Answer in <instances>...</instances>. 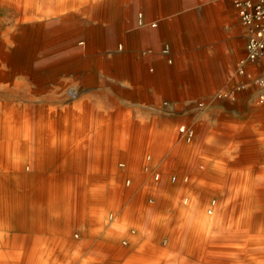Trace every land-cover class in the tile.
Wrapping results in <instances>:
<instances>
[{
	"label": "rangeland",
	"instance_id": "374dc122",
	"mask_svg": "<svg viewBox=\"0 0 264 264\" xmlns=\"http://www.w3.org/2000/svg\"><path fill=\"white\" fill-rule=\"evenodd\" d=\"M175 1L181 3L184 0ZM188 1L185 4L181 3L170 16L193 11L199 17L197 19L199 25L203 24L202 28H205L210 23L205 7L221 0ZM224 1L233 8L238 23L242 26V30L237 34V38L242 43L238 52H235L232 46H225L218 51L214 44L205 42L204 36L182 31L178 36L180 45H175L170 40H161L159 43L157 54L164 61L168 71L165 78L159 75L160 68L154 63L149 64L147 69L134 65L121 69L127 73L139 72L136 80L116 78L97 69L96 78L88 84H85L80 77L69 82L63 76L49 79L42 84V96H53L51 101L41 100L45 103V114L47 115L50 111L51 104L58 106L64 115L66 112L63 109L73 105L74 119L79 122L75 125L77 130L75 144L56 150L61 158L67 155L77 157V152H81L82 148H88L92 144H140L143 149L139 157L145 160V162L129 163L125 157L118 155L121 150H125L115 148L116 154L112 156L113 159L110 162L99 165L97 162L90 161L89 165L83 164L77 168L79 174L92 176L110 175L109 169L112 168L115 171L114 174L118 176L116 181L113 180L114 191L122 195V199H120L118 210L108 209L105 204L104 208H94L89 211L90 213L87 212L92 219L95 218L94 233L87 237L86 245L78 244L74 240L73 245L65 251L64 257L60 258L56 264H75L74 259L82 254L95 259L96 262L93 264H144L141 262L146 257V252L141 247L146 241L151 242V235L163 248L164 257L189 259L192 257L191 253L176 250L178 247L175 244L178 242H172V237L174 238L177 232L184 231L186 216L184 207L189 206L190 200L200 202L202 206L212 204L216 207L218 186L214 187L208 182L218 179L219 174L223 172L224 175L221 176L232 177L240 182L264 178V99L262 102L260 99L264 90L262 66L264 59L260 60L261 63L253 60L246 63V71L250 74L249 79L246 74L239 73L240 59L246 53V27L239 19L233 0ZM139 12L141 11L136 13L135 21L138 26H141L138 24ZM224 29L228 31L229 37H233L230 26ZM119 44L125 47L124 41L120 40L118 46ZM166 48L167 51H163ZM150 49L151 46H146L141 53ZM191 52H194L195 58H190L193 56ZM218 54L228 56L232 54L235 60L231 63L218 62ZM178 62L181 63L179 68ZM196 64L202 67L192 68ZM194 70L198 75L193 74ZM87 71H95V68L92 67ZM147 75L153 76L157 81L151 84L150 81L148 82ZM237 86L241 88L237 89ZM69 88L77 92L76 96L71 95V100L65 95ZM231 89L237 93L235 100L218 98V94L223 95ZM128 100H134L135 105L130 103L128 105ZM96 111L107 114L95 117L93 114ZM162 120L171 123L169 141H164V132L160 124ZM182 122H188L189 127L194 129V135L189 141L179 132L178 126ZM216 132H218V139L214 136ZM115 133L120 136V140L113 139ZM148 154H151L150 160L147 159ZM120 162H124V166H120ZM230 164L232 167L229 166ZM45 170L47 174L55 173V170L48 168ZM60 171H62L60 168L56 170L57 173ZM155 173L158 174V178H155ZM173 175H176L175 180L171 179ZM128 178L132 179L131 184L124 181ZM157 179L159 181L155 182ZM205 180H208V189L204 188ZM176 184H180L181 189H176L174 187ZM244 184L248 183H242L243 186ZM167 188L180 196L172 197L168 207L156 211V207L161 206L164 199L162 195L169 191ZM246 188L244 187L242 192L251 193L252 190L248 191ZM153 191H156V195L159 194L155 201L151 200L152 197H147ZM184 195L187 197L191 195L187 203H182ZM235 198L238 201L241 200V194L235 195ZM225 202L224 209L228 213L232 200L227 198ZM133 204H138L137 209L130 208ZM87 213L82 215H88ZM214 213L215 208L209 214L214 215ZM124 214H130L135 222L125 221ZM72 217L77 218V215ZM98 221L103 223L105 228L116 227L120 233L125 232L127 227L133 226L135 233L132 243L126 245L125 249L122 248V252L116 254L117 256L104 252L101 250L102 246L98 244L104 240L102 236L107 230L105 228L97 230L94 224ZM72 222L75 224L73 232H78L85 227L88 230L86 221ZM149 223L151 226H156L155 232H152L151 228L140 231V228H145ZM6 233V236H10L13 231L8 230ZM137 234L141 235L140 239L137 238ZM72 237L70 239L73 240L74 237ZM209 240L218 243L216 238L210 237ZM40 243V246L35 247L37 248L36 258L42 259L46 247L44 242ZM5 248L0 245V251ZM198 248L200 257H214V251L204 252L205 240L202 236L194 250ZM129 257L138 258L137 263H123V260ZM114 258L118 263L109 262Z\"/></svg>",
	"mask_w": 264,
	"mask_h": 264
},
{
	"label": "crops",
	"instance_id": "0c3cea01",
	"mask_svg": "<svg viewBox=\"0 0 264 264\" xmlns=\"http://www.w3.org/2000/svg\"><path fill=\"white\" fill-rule=\"evenodd\" d=\"M188 2V0L181 1L182 4ZM181 3L175 0H53L54 6L56 8L61 6L62 11L52 22H49L51 24L44 26L45 39L50 37H55V39L54 42L45 44L42 47V52H53L58 55V60H54L55 63L49 66L44 65V63L30 65L22 71L12 67L13 71L7 75L2 73L0 67V100L3 98H21L25 99V102L34 103V108L28 107L26 109L27 115L23 120L27 137L24 134L23 136L28 144H10L9 136L12 131L7 128L0 129L8 134L0 140V181L3 185V188H0V245L4 247L25 246L30 245L31 241L47 244L58 239L61 241L64 232L74 229L75 224L72 222L74 220H84L86 226L94 227L95 218L92 219L87 212L92 211L93 206L104 208L105 201L110 195V183L112 180L116 181L118 176L114 174L115 171L112 168L109 169L110 175L103 176L82 175L78 173L77 168H80L83 164L89 165L90 161L97 162L99 165L110 162L113 159L112 156L116 154L114 152L115 148L125 150H118L120 154H117L125 157L129 163L132 161L145 162L142 157H139V153L143 149L140 144H92L88 148H82L81 152H77V157L67 155L61 158L56 150L59 151V149L75 144L77 137L75 125L79 122L74 119L73 105L63 109L66 112L65 115L60 112L56 105L53 118L48 114L46 115L41 107L45 103H42L41 100L51 101L53 96H42L43 86L41 84L59 76L65 77L69 82H72L76 77H80L85 84H88L96 78L97 69H101L102 72L116 78L124 77L127 80H136L140 74L139 72L127 73L121 71V69L130 65L147 69L149 64L154 63L160 68L159 75L165 78L168 71L164 66V61L157 54L159 43L161 40H170L173 44L180 45L178 36L182 31L204 36L205 42L214 44L218 51L225 46H232L235 52H238L241 48L242 43L237 38V34L242 30V26L238 23L236 14L227 1L221 0L205 7V12L208 13L207 18L210 21L205 28H202L203 24L199 25L197 22L199 17L193 11L173 17L170 16L179 8L178 6ZM137 11H141L139 12L138 21L141 26H138L135 21ZM45 21L47 22V17ZM229 26L233 37H229L228 31L224 29V27ZM128 38L129 40L134 39V41L128 43ZM116 40L118 42L120 40L125 41V47L122 44L118 46ZM146 46H151V49L144 51L142 54L141 50ZM193 54L194 52H191V55ZM68 57H71L72 60L63 61ZM190 58L195 57L193 55ZM234 60L235 56L232 54L229 56L218 54V62L231 63ZM180 64L178 62V68ZM92 67L95 68V71H87ZM201 67V65L196 64L192 68ZM204 67L206 66L204 65ZM246 68L245 65L244 70L239 73L246 74L249 79L250 74L247 73ZM193 74L198 75L195 70ZM147 76L149 77L148 82L150 81L151 84L157 81L153 76ZM88 77H90L89 81ZM240 88L241 86H237V89ZM139 91L142 92L141 89ZM76 94L77 92L72 88L65 92L66 97L69 96L70 100L71 95L76 96ZM262 94H264V90ZM236 95L237 93L231 89L230 92L223 95L218 94V98L235 100ZM129 103L135 105L134 100H128L127 104L129 105ZM0 113L2 112L0 111ZM105 114L107 113L96 111L93 115L100 117L105 116ZM26 119L28 120L26 121ZM182 123H186V126L189 127L188 122ZM160 124L164 132V141L166 139L169 141L170 131L168 130H170L171 123L162 120ZM130 128L132 129V127ZM214 136L218 139V132ZM113 139L120 140V136L115 133ZM121 146L127 148H120ZM150 157L151 154H148L147 159ZM19 162L28 165L24 169H20ZM124 164L119 165L124 166ZM146 166V168L149 167ZM229 166L232 167V164ZM46 168L55 170L54 175L53 172L47 174L45 172ZM59 168L62 171L57 173L56 170H59ZM21 175L24 176L26 181L23 180L22 186H18L15 180L20 178ZM128 179H130L129 182ZM128 179L124 181L131 184L132 179ZM256 180L264 187V178ZM232 182L236 184L248 183L252 180L248 179L240 182L232 178ZM150 193L147 197L150 196ZM52 194H54V198ZM19 198L22 204L20 207L15 205ZM79 200L81 204L84 203V208H77ZM48 203H52L54 206L49 207ZM83 213L88 215H82ZM75 214L77 218L72 217ZM80 216L82 219L79 218ZM101 224L104 225L98 221L94 225L100 226ZM150 228L152 232H155L156 226H151L150 223L145 228H140V231L150 230ZM8 230H12L13 234L6 236ZM87 237L85 229H81L73 240L78 244L86 245ZM150 240L151 242L146 241L144 245L142 243L143 247L141 248L146 252V257L141 263L155 264L159 258H167L164 257L163 248L158 245L156 238L151 235ZM108 244L107 241L103 240L98 245L104 248ZM125 247L126 244L122 248ZM52 260L55 263L57 258L53 257ZM126 261L137 263L138 258L129 257L123 260V262ZM95 262L96 260L87 254H82L74 259L75 264H93Z\"/></svg>",
	"mask_w": 264,
	"mask_h": 264
},
{
	"label": "bare ground",
	"instance_id": "6f19581e",
	"mask_svg": "<svg viewBox=\"0 0 264 264\" xmlns=\"http://www.w3.org/2000/svg\"><path fill=\"white\" fill-rule=\"evenodd\" d=\"M61 11V6H58L56 8L53 4V0H0V67L3 74H10V72L13 71L12 67L13 69L22 71L25 67L30 65H38L44 63V65L49 66L55 63L54 60H58V55L54 54L53 52H42V47H44V45L49 42H54L55 39V37L45 39L43 30L44 26L46 24H51L49 22H52V20L56 16L60 15ZM46 17L47 22L45 21ZM130 41H134V39L129 40L128 38V43ZM165 51H167V49H165ZM70 60H72L71 57H68L63 61ZM89 78L90 77H88V81ZM67 94L69 95V93ZM49 104H51V102ZM28 107L34 108V103L25 102V99L23 100L21 98H3L0 100V111L2 112L0 113V129L7 128L8 130L12 131L11 135L9 136L10 144H28V142L26 143L24 140V136L26 135L25 127L23 124V120L27 115L26 109ZM41 107L43 110H45V105ZM49 109L50 111L48 112V115L53 118V115L56 111V106L54 104H51L49 105ZM27 120L28 119H26V121ZM6 136H8V134L0 130V140L2 138H5ZM19 163L20 164L18 166L20 169H24L28 165L24 162ZM147 169H149V167ZM222 174L224 175V172L219 174L220 177H218V179L212 180L210 182H208V180H205L203 184L205 189H208L207 182L214 185V187L218 186V205H216V207L212 204L210 206H202L200 202L197 203L195 201H191V195L189 197H187L186 195L182 196V203H187L188 200H190V204L188 207H184V214L186 215L184 222V231L177 232L174 238L172 237V242H178L175 244L176 247H178L176 248V250L182 252H190L192 257H190L189 259L159 258V260L155 264H264L263 184L257 182L256 179H251L252 182H248L247 185L244 184L243 186L242 183H233L231 177L226 178L224 176H221ZM171 179L175 180L176 175H173ZM23 180L26 181L24 176L21 175L20 178L15 180V183L18 186H22L24 182ZM114 181L112 180L110 183V195L109 198L106 199L105 204L108 206V209L110 208L111 210H118L122 195H119L116 193V191H114ZM158 181L159 179H157L156 182ZM1 185L2 182L0 181V188H3V185ZM174 187L176 189H181L180 184H176ZM244 187H247L246 189H248V191L252 190L251 193H243L242 190ZM167 190L169 191L166 192L165 195H162V199H164L161 203V206L156 207L157 209L161 210L163 209V207H168L169 204H171L170 200H172V197L174 198L175 196H180V194L171 191L170 188H167ZM239 194H241V200L238 201L235 198V195ZM52 197L54 198V194H52ZM149 197H152L151 200L155 201L159 197V194L156 195L155 192L152 193ZM227 198L232 200V206L228 207V213L224 209L226 207L225 201ZM15 205L18 207L22 205L20 198L16 201ZM48 205L49 207L54 206V204L52 203H48ZM137 206L138 204H133L130 208H133L134 210L137 209ZM238 206L240 208H238ZM79 207L84 208V203L81 204L80 200L77 208ZM93 208L95 207L93 206L92 209ZM214 208V215H210L209 213H212L214 211ZM112 217L113 214L111 218ZM79 218L82 219L81 216ZM133 218L134 217L132 216L130 217V214H126L124 215L123 219L125 221H133ZM93 228L94 227L89 226L87 230V227H85V231L88 237L94 233ZM95 228L97 230H100L105 228V225L101 224L100 226H96ZM105 229L107 231L105 232V235L102 234L104 235L102 236V238H104V240L109 244L107 247H104L101 250L111 254L112 256H115L116 254L122 252L123 245H130L132 243V240L134 239L133 234L135 233V228L133 226L127 227L125 229V232L121 231V233L119 230H117L116 227L110 229L108 227ZM73 231L74 230L71 229L64 232L61 236V239H63L61 241H59L58 239L57 241H53L52 243H45L44 245L46 247V250H44L42 259H39L38 257L36 258L37 248L35 249V247H38L41 244L37 241H31L30 245L25 246H5L6 248L0 251V264H56L59 262L60 258L64 257L65 251L71 245H73L72 242L74 240L70 238L72 237V235L74 238L75 236H77V232ZM136 236L138 239L140 238V234H137ZM200 236H202L205 240L204 252L207 250L208 252L214 251L213 258H202L199 256V248L196 251L194 250L195 246H197ZM210 237L216 238L218 240V243L216 244L215 242L210 241ZM167 239L169 238L167 237ZM53 257L57 258L55 263L52 260ZM116 261L117 259L114 258L109 262L118 263V261ZM126 263L129 262L126 261Z\"/></svg>",
	"mask_w": 264,
	"mask_h": 264
},
{
	"label": "built area",
	"instance_id": "2783aa9c",
	"mask_svg": "<svg viewBox=\"0 0 264 264\" xmlns=\"http://www.w3.org/2000/svg\"><path fill=\"white\" fill-rule=\"evenodd\" d=\"M233 4L239 19L246 27V53L239 62V71H243L248 61L260 62L262 58L264 59V0H233ZM262 66L264 69V63ZM260 99L261 101L264 99V94H261ZM178 129L187 141L192 139L194 130L187 127L186 123H181ZM119 164L123 165L124 162ZM157 176L155 173L156 178Z\"/></svg>",
	"mask_w": 264,
	"mask_h": 264
}]
</instances>
